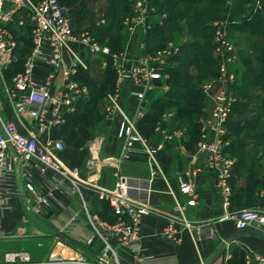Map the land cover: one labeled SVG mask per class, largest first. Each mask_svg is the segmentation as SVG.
Listing matches in <instances>:
<instances>
[{"label":"built area","instance_id":"built-area-1","mask_svg":"<svg viewBox=\"0 0 264 264\" xmlns=\"http://www.w3.org/2000/svg\"><path fill=\"white\" fill-rule=\"evenodd\" d=\"M132 1L133 11L124 22L130 44L136 34L146 37L153 27L151 16L156 4V0ZM15 22L20 27L31 22L32 48L4 95L13 116L34 122V127L24 131L16 122L6 121L0 112V211L19 198L25 213L34 219L41 218L53 206L62 213L70 212L71 216L57 231L69 240L65 242L55 237L57 246L46 258L36 261L25 249L13 250L5 253L0 264H124L129 258H139L142 220L150 214L166 217L167 224L161 234L170 242H180L183 230L192 234L197 245L216 240L215 224L228 220L234 222L238 231L255 229L264 232V207L225 212L204 224L195 223L187 214V207L196 206L200 197L193 179L204 171L214 177L225 207L233 194L232 178L237 159L231 154L228 124L238 101L235 88L238 55L227 17L212 23L211 43L220 60L219 72L202 85L211 98V108L198 119L199 139L196 153L191 158V169L178 176L179 190L188 200L185 204L176 200L172 213L133 198L131 192H141L157 176H164L158 154L165 144L180 143L181 151L186 153V129L158 125L156 132L162 141L155 147L148 143L139 128V122L147 112L149 94L169 88L168 70L180 54L182 41L169 42L155 51H149L144 41L139 47V55L130 63L129 46L118 55L110 46L99 42L87 28L76 31L71 8L63 0H0V76L3 78L17 60L19 43L11 28ZM89 60H100L104 68L111 66L115 73V87L106 97V114L111 119H118V137L124 142L119 161L129 159L135 146L141 145L151 165L149 178L134 179L118 171L116 184L109 189L98 184L94 173L86 177L79 167L62 158L66 143L57 133L66 124L67 115L75 114L78 103L87 100L88 90L77 78L82 71L90 70ZM39 63H45L51 69L39 75ZM127 92L138 102L134 116L127 114L123 107ZM96 144L98 140L93 145ZM200 154L204 158L201 159ZM17 161L20 163L22 192ZM106 162L112 163V159ZM89 169L93 172L95 167ZM88 191L97 201L108 204L115 217L113 222L92 212L86 195ZM73 196L79 197L82 211L72 209L70 197ZM84 218L91 227V235L83 241L71 240L69 233ZM5 238L7 235L0 218V240ZM253 261L264 264V256L246 257V264Z\"/></svg>","mask_w":264,"mask_h":264},{"label":"crops","instance_id":"crops-1","mask_svg":"<svg viewBox=\"0 0 264 264\" xmlns=\"http://www.w3.org/2000/svg\"><path fill=\"white\" fill-rule=\"evenodd\" d=\"M161 1L156 0V3ZM84 13V10L76 9L73 20L80 21V19L84 17ZM23 18L26 19L25 16ZM27 24L31 26L30 31L28 36L25 35L26 37L20 40V45L26 46V38L27 40L29 39V44H27L29 54L32 48V24L31 22ZM74 26L76 27V31L91 27L75 25V23ZM89 62L91 65L90 70L87 71V74L82 71L79 78H77L81 85L87 88L88 95L86 101L78 103L76 113L84 112L86 106L92 107L95 111L93 114L95 122L90 131L91 138L86 139L80 136V133L77 132L78 130L69 123L73 115H67L66 128L58 130L57 133L64 138L66 143V151L62 153V158L70 164L79 167L82 174L86 177L94 173V179L97 180L98 184L109 189L114 188L116 184V173L118 171H121L124 176L134 179L149 178L151 175V165L148 163L147 157L143 154V147L141 145L137 144L135 146V152L129 159H125L122 162L119 161L122 155L124 142L118 137V119H111L106 114V97L109 92L106 95L100 96L101 82L105 75L107 76V72L109 70L113 72V70L111 66L104 68L100 60L95 62L89 60ZM39 67V75L51 69L50 66L45 63H39ZM16 73L17 72L6 74L4 78L0 76V112L6 121L16 122L18 126L25 131V128L34 127V122L25 119H16L4 95L6 87L11 84L12 78ZM113 75L115 77L114 72ZM238 77L239 79L242 78V73L240 71H238ZM115 83L116 78L114 87ZM164 93L167 92L158 90L154 97L157 98L158 94L162 95ZM148 99L146 105L147 112L145 117L140 120L139 128L142 135L148 140V143L156 147L162 141L156 132L158 125H162L165 128H173L176 124L177 113L174 109L166 111L161 118L154 123L153 129L148 130V126L151 125V123H148V117L151 115L149 114L150 105L152 102L151 100L154 98L148 96ZM123 107L127 114L134 116L138 107V102L127 92L123 98ZM235 119L237 120V118ZM180 128L187 130V139L185 141L186 153L181 151L180 143L174 142L165 144L163 150L158 154L164 176H157L152 184L144 188L141 192H131L133 198L145 201L165 213L173 212L176 200H179L182 204L187 202L188 197L183 195L179 190L178 176L185 175L190 171L191 158L197 150L196 143L198 141V136L194 140L191 124L186 123ZM95 140H98V144L93 145ZM231 151L233 152L231 154L235 156L236 152L234 148ZM199 157L202 159L204 155L200 154ZM107 159H112V163L108 164L106 162ZM90 166L95 167L93 172L90 171ZM241 175L242 169L239 168L234 175V187L232 185L233 194L227 207L224 206V200L210 172L204 171L195 177L193 180L197 185L200 197L196 206L187 207V214L189 217L197 224H204L209 219H218L225 212H237L241 210L243 205L238 198L240 194L242 195V189L241 186H239V182L242 181ZM86 195L89 198L92 212L100 215L101 203L97 201L92 192L88 191ZM70 201L74 211H82L79 197H70ZM104 215L100 216L102 217ZM70 216V212L62 213L57 206H53L51 209L45 211L41 218L34 219L25 213L20 199L15 198L8 208L0 211V218L3 220V228L7 235V238L0 240V263H3L4 255L8 251L27 250V244L33 243L34 240L43 242L42 238H48L47 234L50 229L51 232L49 234L52 235L53 231H58L66 224ZM102 218H106L105 220L110 221L107 215ZM24 222L29 225L28 228L22 226ZM166 224L167 220L164 215L150 214L145 216L142 220V250L139 258H129L124 264H226L231 256L229 251L235 246L245 247L249 253L247 256H264V240L252 235H242L235 228V224L231 220L217 222L215 224L218 233L216 240H206L198 245L194 241L192 234L187 230L181 232V241L178 243L164 239L161 233ZM91 232L90 225L84 220L69 233V237L73 241H83L91 235ZM51 238L52 240L50 241L55 243L53 247L56 248V238L54 236ZM64 250L67 251V249ZM27 251L32 254L34 260L39 261L46 258L53 250L44 255H42V253L37 254L38 252H32L30 250ZM69 252L70 251H68V253ZM251 264L258 263L253 261Z\"/></svg>","mask_w":264,"mask_h":264},{"label":"trees","instance_id":"trees-1","mask_svg":"<svg viewBox=\"0 0 264 264\" xmlns=\"http://www.w3.org/2000/svg\"><path fill=\"white\" fill-rule=\"evenodd\" d=\"M63 1L71 8L73 19L76 9L84 10L83 6L86 5L85 2L87 0H73L71 3H73L74 6L70 4V0ZM121 2H123V4L128 2V9L130 8L131 3L129 0H120V3ZM235 2L232 3L230 0H164L163 7L167 5V11L170 15L167 19H164L165 21H163V24L155 23L148 31L145 41L149 47V51L163 48L169 40H174L176 35H178V37H184L179 35H185L186 38L182 39L180 54L173 59L172 67L168 70L170 73V79L168 81L170 90L162 95L158 94L157 98L154 97L156 96V93L149 94L150 98L154 99L151 100L152 102L150 105L149 114L151 115L148 117V123H151V125L148 126V130L153 129V126L155 125L154 123H156L166 111L174 109L177 113V120L176 124L174 123L175 125L173 128H180L184 124L190 123L194 140L197 136L199 139L198 119L204 113L203 108L206 104V99L200 87L204 81L217 76L220 65V60L215 56L214 48L211 43L213 37L212 23L216 19H220L222 17H227L229 20L230 18L233 19L232 17L239 12L238 10L241 11L245 8L247 0H241V3L240 0H238L237 4ZM234 3L236 5H234ZM124 11L125 13L127 12L126 10ZM115 12L116 9L113 8V12L109 15L111 17V22L109 25L102 27L100 33L94 32L92 27H88V30L91 31L99 42L107 44L113 52L118 53L124 49L126 38L124 34L123 19L121 17V21L118 23L119 21L117 22L116 20L117 12ZM212 12L214 13L211 14ZM251 13L252 19L246 20V24L248 26H252L253 24L256 26L260 25V17H262L263 14L260 13L258 9L256 11H252ZM21 16L22 15L18 16L17 21L21 18ZM230 22L229 31L234 30L233 26L235 24L237 25L235 21L230 20ZM30 27V24L20 27L17 22L13 23L11 26L19 46L16 50L17 60L11 66L7 74L18 72L22 69L25 56L29 52L27 45L29 44V39L27 40L26 38V46H21L20 40L26 37L25 35L28 36ZM115 28L116 31L113 32ZM258 28L260 27L258 26ZM248 63L249 62L247 60L246 64L248 65ZM84 72L87 74V71ZM252 74L253 71L251 69H245L242 78L239 79L238 77L237 84L235 86L238 101L228 127L232 130V132H230L232 136L235 135V133L242 132L244 130L255 132L258 128L262 131H259L256 135H252L251 139L255 147H251L249 150H246L248 147L243 144V140L239 137L235 139L234 145L232 143L231 150L236 148L237 156V164L234 169L232 183L237 170L239 168L243 169L245 164H247L246 161L251 158L250 155L255 154L256 151H259L260 146L264 145V123L259 121L258 115L257 118L252 120L249 125L246 123V126L241 127H239L240 120L235 119L237 118L240 109H245V105L242 106V100L244 95L247 96L246 89L249 87ZM260 78L258 76L256 78V82L260 83ZM114 81L115 77L113 72L109 70L107 72V76L105 75L101 82L100 96L106 95L114 89ZM87 107L88 106L85 107L84 112L73 114L72 119L69 122L78 130L77 132L80 133V136L86 139L91 138L90 131L93 127V123L95 122V118H93L95 111L92 107ZM66 126L67 122L63 128H66ZM261 152L264 153V151ZM259 184L260 182L254 181L255 186H258ZM232 185L234 187V183ZM261 185L264 189V181ZM241 189L244 197H241V194L239 195L238 198L240 203L243 207L252 204L253 198L251 197L254 193V187L248 186L245 189ZM100 203L102 205L100 215H107V218L113 222L115 217L113 216L108 204L105 202ZM247 254L248 250L245 247L235 246L232 249L231 256L227 260L226 264H246Z\"/></svg>","mask_w":264,"mask_h":264},{"label":"rangeland","instance_id":"rangeland-1","mask_svg":"<svg viewBox=\"0 0 264 264\" xmlns=\"http://www.w3.org/2000/svg\"><path fill=\"white\" fill-rule=\"evenodd\" d=\"M72 1L73 0H70L69 2L72 6H74V4L71 3ZM230 1L232 3L236 1L235 3L236 4L238 3L237 2L238 0H230ZM129 2L131 3V5H130V8L128 9L129 7L128 2L123 4V2L120 3V0H87L85 2L86 5L83 6L85 10V13L83 14L84 17L80 19V21L75 20L74 23L75 25L91 26L94 29V32L100 33L101 28L109 25V23L111 22V17L109 15L110 13L113 12V8H115L117 12L116 14L117 22L119 21L118 23H120L121 17L123 19L122 21H123V27H124V34L126 38L124 49L118 52L117 54L119 55L125 52L129 46L130 53H131V56H130L131 58L129 59L131 60H129L128 62L131 63V61L135 60L137 56L139 55V52H140L139 47L141 43L145 41V37L142 36L141 34H136L135 37H133L132 44L129 43L130 37L128 36V30L124 24L125 18L132 13L133 8H134L133 1L129 0ZM163 2L164 0L155 4V12L151 16V21L153 22V26L155 23L163 24L164 23L163 21H165L164 19H167L168 16L170 15L169 12L167 11V5L163 7ZM235 3L234 5H236ZM240 3H241V0H240ZM257 9L259 10L260 13L263 14V16L260 17L261 23L260 25H258L260 28H258V26H256L255 24H253L252 26L251 25L248 26L246 24L247 22L246 20L252 19L251 12L256 11ZM124 10H126L127 12L125 13ZM238 11L239 12H237L236 15L232 17L233 19L230 18L231 21H235L237 23V25L235 24L233 26L234 30L230 31L231 39L236 44V50H237V55H238L236 71H240L242 75L244 74L245 69H251L253 71L252 79L249 82V87L248 89H246L247 96L244 95V98L242 100L243 101L242 106L245 105V109L244 110L240 109V112L237 115V120L238 119L240 120L239 127H241V126H246V123H248L249 125L252 120L257 118V115H258L259 121H262V123H264V55H263L264 54V0H247L245 4V8H243L241 11L240 10ZM213 13L214 12H212L211 14ZM74 17L75 15L73 16V18ZM216 20H219V19H216ZM114 31H116V28L113 30V32ZM179 36H184V37H178V35H176L177 38L175 37L174 40L173 39L169 40L168 43L172 41H176L180 43L182 39L186 38L185 35H179ZM147 48H149L148 45H147ZM246 58L249 62L248 65L246 64V61H247ZM258 76L259 78L261 77L260 83L256 82V78ZM209 80L211 79L204 81L202 85L205 82H208ZM202 85L200 88L206 99V104L203 108V112L206 113L211 108V98L204 91ZM169 90H170V86L165 91L168 92ZM259 131H262V130L257 128L255 132L244 130L242 132L235 133L234 136L230 135L231 146H232V143L234 145L235 139L239 137L240 139L243 140L242 141L243 144L246 147H248V149L246 150H249L251 147H255L251 137L252 135H256V133H259ZM230 132H232L231 129H230ZM234 151L236 152V148H234ZM261 151H264V145L260 146L259 151H256L255 154L250 155L251 158L248 161H246L247 164H245L244 168L242 169V175H241L242 181L239 182V186H241V188L243 189H245L248 186L254 187V193L251 197L253 198L252 204L245 206L242 209L264 207V189L262 188V185H261V183L264 181V153ZM231 153L233 152L231 151ZM232 155L234 156V154ZM234 157L236 158V155ZM254 181H258L260 182V184L258 186H255ZM241 197H244V194H242ZM84 220L86 221L85 218ZM22 226H25L27 228L29 227V225L25 224V222L22 223ZM50 230L47 234L48 238H45V237L42 238L43 242L41 241L37 242V240H34L33 243L27 244L26 249L32 252H38L37 254L42 253V255L48 252H51V250H54L55 248L53 246L55 245V243L50 241L52 240L51 235L49 234L51 232ZM229 252L231 254L232 248L230 249Z\"/></svg>","mask_w":264,"mask_h":264},{"label":"water","instance_id":"water-1","mask_svg":"<svg viewBox=\"0 0 264 264\" xmlns=\"http://www.w3.org/2000/svg\"><path fill=\"white\" fill-rule=\"evenodd\" d=\"M17 168H18V177H19L20 190L22 192L23 191V186H22V181H21V170H20V163H19V161H17ZM239 233H241L242 235L243 234L252 235V236H255V237H258V238L264 240V232L259 231V230H255V229H245V230L239 231ZM52 236L58 237L59 239L65 241V242H67L69 240V238L67 236H65L62 233H59L57 231H53L51 237Z\"/></svg>","mask_w":264,"mask_h":264}]
</instances>
